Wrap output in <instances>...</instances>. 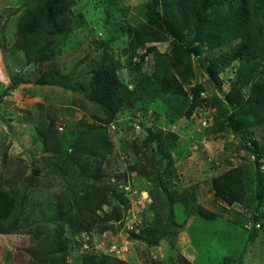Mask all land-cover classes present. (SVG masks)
I'll use <instances>...</instances> for the list:
<instances>
[{"label": "rangeland", "instance_id": "obj_1", "mask_svg": "<svg viewBox=\"0 0 264 264\" xmlns=\"http://www.w3.org/2000/svg\"><path fill=\"white\" fill-rule=\"evenodd\" d=\"M48 1L0 0V93L28 80L0 99V264H264V101L248 103L264 82V54L237 84L241 61L201 39L203 25L189 34L172 0H73L56 33L26 19ZM173 40L180 49L163 69ZM99 66L123 85L110 124L88 99ZM46 71L61 83L36 85ZM198 84L209 102L188 116ZM235 84L243 98L232 107ZM236 166L245 198L228 205L213 181Z\"/></svg>", "mask_w": 264, "mask_h": 264}, {"label": "trees", "instance_id": "obj_2", "mask_svg": "<svg viewBox=\"0 0 264 264\" xmlns=\"http://www.w3.org/2000/svg\"><path fill=\"white\" fill-rule=\"evenodd\" d=\"M172 1L173 6L177 10L179 18L183 24L188 26L189 34H199L198 29L203 25L205 30H200V38L205 40V42H208L211 47L217 48L227 44L226 46L228 48L225 52L228 53H226L223 57L225 61L235 59H239L241 61L238 76L239 79L237 80V84H241L243 81V75L250 74V72L254 70L256 66V60L262 58L264 54V0ZM73 5H75L73 0H49L45 3L40 12L36 14L29 13L26 16V19L28 22V19L35 18L37 21H40V26H45L51 33H56V20L61 16V14L66 13ZM216 10L224 11V14L219 17L218 21H215L214 19H207L206 16L210 12ZM24 25H19V37L22 39V41H27V37H30L29 26ZM167 31L168 33H171L170 28H167ZM147 33L150 35L149 32ZM163 38L164 37L160 39H144L142 44L162 41ZM236 39H240V41H238V43L234 46L231 45V43ZM171 44L174 45V53L172 54L173 58H168L169 64H164L163 69H169V65L173 62L176 51L180 49V44L178 41L173 40ZM153 50H155L154 46H149L145 53ZM44 51L46 50L44 49ZM145 56L146 54H143L141 58ZM164 79H166V82H168L169 86L172 88L171 90L175 91L178 95H187V92H185L183 86L174 75L165 76ZM27 81V79L21 76L14 77L11 80L10 86L4 88V90L0 93V99L5 97L9 91L15 88L17 85L26 83ZM34 83L41 86L54 85L61 83V78H59L56 73L52 71H46L41 73L39 77L34 80ZM237 84L231 87L232 90L227 95V99H225L232 107H235L233 106L235 104H241L240 101L237 100L241 99L240 90ZM90 85L91 91L88 94V99L104 107L109 112V118L105 120L101 119L100 121L105 124H110L112 118L120 109L119 100L122 96L121 93L123 90L121 81L117 77L113 68L99 66L92 72ZM255 88L257 89L252 88L250 90L251 92L248 98L249 104L252 101H264V82L256 85ZM256 90L257 93L255 92L254 95V91ZM203 92L204 87L202 84H198L190 89L189 96L191 99L187 112L188 116H190L194 110L204 109L205 106L208 105L209 100L202 96ZM241 107L243 106L241 105ZM230 123L232 127H236V125L232 124L233 122L231 120ZM252 148L253 147L247 146L249 151L252 150ZM252 152L254 154L259 153L254 150H252ZM257 166L259 167L260 165ZM262 183V177L258 176L259 201L263 196ZM213 188L215 197L222 200L225 204H242L245 198V178L243 168L241 166H236L221 173L215 177L213 181ZM199 211L205 216L212 215L210 212H206L203 209H200Z\"/></svg>", "mask_w": 264, "mask_h": 264}, {"label": "built area", "instance_id": "obj_3", "mask_svg": "<svg viewBox=\"0 0 264 264\" xmlns=\"http://www.w3.org/2000/svg\"><path fill=\"white\" fill-rule=\"evenodd\" d=\"M200 121H201V123H202V125H203L204 127L209 125V123H208L209 118H208L205 114H204V116H201ZM134 128H135V130H138V129H139V126H138V125H135ZM123 189H124V193H125L126 190H127L130 194L133 193L131 187H130L128 184L124 185V186H123ZM111 251H113L114 254H115V253L118 254V253H120L121 251L125 252V248H124V247H120V248H118V247H116L115 245H112V247H111Z\"/></svg>", "mask_w": 264, "mask_h": 264}]
</instances>
